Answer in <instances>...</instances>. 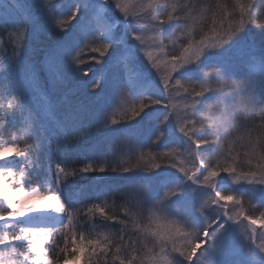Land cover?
Listing matches in <instances>:
<instances>
[{
    "label": "snow or ice",
    "instance_id": "snow-or-ice-1",
    "mask_svg": "<svg viewBox=\"0 0 264 264\" xmlns=\"http://www.w3.org/2000/svg\"><path fill=\"white\" fill-rule=\"evenodd\" d=\"M19 7L0 0V31L13 44L0 71V129L12 132L0 146V221L11 222L0 264H264V143L252 138L255 114L264 120V0H33L27 16ZM108 87L130 98L120 120L107 115ZM233 130L247 139L242 154H233ZM177 133V147L142 152L132 167L110 162L119 136L152 149ZM71 153L88 162L69 172ZM101 197L123 200L124 218L95 203L81 223L80 206ZM57 234L52 254L46 242Z\"/></svg>",
    "mask_w": 264,
    "mask_h": 264
},
{
    "label": "trees",
    "instance_id": "trees-1",
    "mask_svg": "<svg viewBox=\"0 0 264 264\" xmlns=\"http://www.w3.org/2000/svg\"><path fill=\"white\" fill-rule=\"evenodd\" d=\"M24 1L27 5L26 6L24 5L25 8L19 10V13L21 16H27L29 11L31 10L30 5L33 3V0H24ZM47 1L50 3L56 2L55 6L59 5L62 2V0L60 2H58L57 0H47ZM170 1H171V3L189 2V0H170ZM196 2L198 4H201V5H204L205 7H207L209 4H214L215 0H196ZM222 2H223V0H222ZM50 6H52V5H50ZM162 11H164V9ZM209 22H210V19H209ZM12 49H13V44H12V40L8 36V33L6 31H0V71H3L5 69V67L8 65L9 60L13 54ZM88 55H91V53H88L87 49H85L83 58L85 60H87ZM87 66H88V64H85L82 67H87ZM257 72H259V70ZM153 77L157 82L159 81V75L156 74L154 71H153ZM259 80H260V77L257 76L255 78V80L253 81V86L256 87L257 90H259V87H260ZM108 93L111 94V92H108L105 89L104 95H106L107 98L110 97V96H108L109 95ZM83 97H84V95L81 94V92L77 93V98L81 102H83L85 104L90 103V100H91L90 98H88L87 96H85V98H83ZM5 100L3 101L4 103H5ZM108 100H109V98H108ZM113 104H116L115 99H114ZM127 105H128V103H127ZM109 106H110V104H109ZM123 109L118 110L115 106L114 107L111 106V108L109 110H107V115L110 118H115V119L120 120V119H122L121 113L123 112ZM260 117H261V114L259 112H257L255 114V119H254L255 130L252 133V138L254 140H260L262 143H264V137L261 136V133H264V120H262ZM243 134H244L243 130H240V131L233 130L232 136L230 137V139L235 141V147L233 148V154H236L237 152L242 154L246 150L241 145L247 143V139H243V140L238 139ZM125 136H127V135H122V136L118 137V139H117V153H116L114 159L110 158L111 163L122 164L124 167H132L134 164H136L137 158L142 152L144 155H148V153L151 151H163V150H165L166 147H177L178 146V138H177V140L174 141L173 138L170 137V138L165 139L162 142H160L156 146V148H152V149L141 148V146L138 143H136L133 139H127ZM176 137H178V136H176ZM99 138H100V134H94V137H93L94 140L99 139ZM125 139H127L126 143H125ZM11 142H12V132L8 129H0V145H9ZM68 161H69V166H68L67 170L69 172L72 170V168L81 167V166H83L84 163L88 162L86 159H84L83 155L79 154V153L69 154ZM156 162L160 163V160L157 159ZM213 162H215V160ZM96 175H97V173L89 174V180L91 179L92 176H96ZM107 175L113 176L112 177V179H113L112 183H116V184H120V185H123L124 183H126L125 181L122 180L123 179L122 177L115 176L116 174H114V173H108ZM80 183L84 185L85 190L89 195H92V196L95 195V191H96L95 186L89 185L88 182L84 181V180H81ZM77 196H78V199L81 198L80 194H77ZM95 203L106 204L107 206H106L105 210L109 214H115L122 219L124 218L123 211H122V209L124 207V201L123 200L118 199V198H113V197H107V198L101 197L99 200L86 199L84 204H82L80 206V208H81V223H85L88 219V217L83 216V212H84L85 208L92 206ZM253 203H255V202H253ZM248 207H249V204L246 202L245 203V209L247 210ZM257 209H258L256 212L257 215H259V212L261 210H264V209L260 208L258 204H257ZM133 211H136V210L133 209ZM148 214H149L148 211H146L144 213V216H145L144 223H147ZM97 217H98V214H97ZM118 227H119V225L116 226V228H118ZM112 230L115 231L116 229H112ZM96 231L106 233L109 231V229L97 228ZM129 231H132L131 222H129ZM125 239L127 240L128 237L126 236ZM132 239H137V236L134 235L132 237ZM62 243H63V237L60 234H57L54 239L50 238V243L48 244V246H50V251L52 252V254H55L56 245L57 244L62 245ZM17 250L21 251V249H19V248H17Z\"/></svg>",
    "mask_w": 264,
    "mask_h": 264
},
{
    "label": "rangeland",
    "instance_id": "rangeland-1",
    "mask_svg": "<svg viewBox=\"0 0 264 264\" xmlns=\"http://www.w3.org/2000/svg\"><path fill=\"white\" fill-rule=\"evenodd\" d=\"M58 2H60L61 0H57ZM170 1V0H169ZM140 2H142V3H147V0H140ZM47 3L49 4V5H52V6H54L55 7V3L56 2H53V3H50V2H48L47 1ZM170 3H171V1H170ZM23 4V5H22ZM19 5H20V7H19V9L18 10H20V9H23V8H25L24 7V5L26 6L27 4L25 3V1L24 0H19ZM162 8H160V11L162 12ZM15 14V13H14ZM144 28H145V30H144V32L142 33L144 36H145V38H147L148 36H150L151 34H152V31H151V24L149 23V22H147L146 21V23H145V25H144ZM146 62V61H145ZM259 68L257 67V70H258ZM137 70H139V66H137ZM119 72H120V68L119 67H113L112 69H110L106 74H105V78H106V80L107 81H109V83L111 84V83H113L114 82V77L115 76H117L118 74H119ZM97 76L99 77V75H100V66L98 65L97 66ZM91 75V74H90ZM106 90L108 91V92H111V94H107L108 96H110V97H108L109 98V100H108V98H107V96L106 95H104V98H105V100L106 101H109L110 102V106H109V108H108V110L111 108V106H115L118 110L119 109H123L124 107H126L127 106V103L129 104V102H130V98L129 97H127L126 95H124V94H118V93H114V89L113 88H111V87H108V88H106ZM81 92V94H83L84 95V97L83 98H85V96H87L88 98H90L91 100H90V102L92 101V99H93V97H91V96H89V95H87L83 90H81L80 91ZM87 98V99H88ZM114 99L116 100V104H113L114 103ZM5 103H7V100H5ZM122 114V113H121ZM176 136H178L179 137V133H177L176 134ZM127 139H130V138H128L129 136H125ZM177 137V138H178ZM127 139H125V143H126V140ZM0 146H4V147H7L8 145H0ZM53 147H55V145H53ZM127 147V146H126ZM186 157L185 156H181L180 157V159L181 160H183V159H185ZM177 163H179V161H177ZM53 168H54V163H53ZM167 171H169V172H175L176 170L175 169H168ZM178 174V173H177ZM222 175H225V174H222ZM222 184L225 186V187H228V186H230V187H232V188H236V189H240V191H243V186H241V185H234V184H232V181H231V179H225V181H222ZM53 185L51 184V182H50V180H45L44 181V183H43V188L45 189V190H47L48 188H50V187H52ZM225 194H228L227 192H224ZM77 194H79V193H76L75 194V198H77L78 199V196H77ZM163 193L161 192V195H162ZM206 195V194H205ZM203 200V197L201 198V201ZM37 220H39V219H44L45 221H47V222H54V220H55V217H52V216H49V217H44V218H36ZM256 227H257V230H258V232L260 231V229H259V221L257 222V225H256ZM245 229H247V223L245 222V224H243V225H240L239 226V228L238 229H235V233L236 234H239V233H243L244 231H245ZM11 230V222H7V226H6V222H4V221H0V235H2L5 231H10ZM250 231V230H249ZM261 242H264V241H262L261 239H256V243L257 244H259V243H261ZM50 243V240L49 241H47L46 242V245H48ZM249 243H250V241H249ZM13 247H16V248H19V249H21V251H24L25 250V248H26V245H22V244H20L19 242H16L14 245H13ZM253 247H254V245H253ZM24 248V249H23ZM10 250H6V249H4L2 246H0V252H5V253H7V252H9ZM9 257L6 255L5 256V259L7 260ZM12 259H15L16 257L13 255L12 257H11Z\"/></svg>",
    "mask_w": 264,
    "mask_h": 264
},
{
    "label": "bare ground",
    "instance_id": "bare-ground-1",
    "mask_svg": "<svg viewBox=\"0 0 264 264\" xmlns=\"http://www.w3.org/2000/svg\"><path fill=\"white\" fill-rule=\"evenodd\" d=\"M41 203H43V202L41 201Z\"/></svg>",
    "mask_w": 264,
    "mask_h": 264
}]
</instances>
